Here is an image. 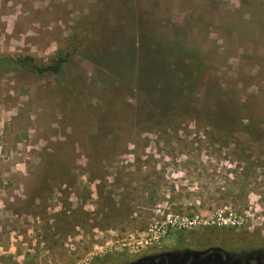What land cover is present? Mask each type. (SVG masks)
<instances>
[{
	"label": "rangeland",
	"instance_id": "374dc122",
	"mask_svg": "<svg viewBox=\"0 0 264 264\" xmlns=\"http://www.w3.org/2000/svg\"><path fill=\"white\" fill-rule=\"evenodd\" d=\"M24 56L65 61L0 68V264H264V0H0Z\"/></svg>",
	"mask_w": 264,
	"mask_h": 264
},
{
	"label": "built area",
	"instance_id": "2783aa9c",
	"mask_svg": "<svg viewBox=\"0 0 264 264\" xmlns=\"http://www.w3.org/2000/svg\"><path fill=\"white\" fill-rule=\"evenodd\" d=\"M197 216L189 218L186 216H178L167 214L164 219L154 221L149 225V227L134 239L132 242L138 248L147 247L162 242L170 231L175 229L190 228L192 225L198 224ZM206 222H204L205 224Z\"/></svg>",
	"mask_w": 264,
	"mask_h": 264
},
{
	"label": "trees",
	"instance_id": "16d2710c",
	"mask_svg": "<svg viewBox=\"0 0 264 264\" xmlns=\"http://www.w3.org/2000/svg\"><path fill=\"white\" fill-rule=\"evenodd\" d=\"M63 61H65V58L58 59V61L54 64L42 65L35 62V60L31 56H24L18 58H0V68H23L25 70H29L38 74H45L50 72H58L61 68V63Z\"/></svg>",
	"mask_w": 264,
	"mask_h": 264
}]
</instances>
